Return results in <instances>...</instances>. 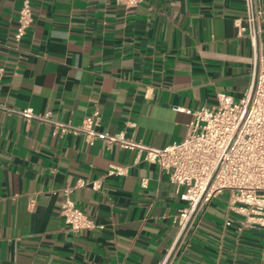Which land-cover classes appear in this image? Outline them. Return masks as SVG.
I'll return each instance as SVG.
<instances>
[{
    "label": "crops",
    "instance_id": "0c3cea01",
    "mask_svg": "<svg viewBox=\"0 0 264 264\" xmlns=\"http://www.w3.org/2000/svg\"><path fill=\"white\" fill-rule=\"evenodd\" d=\"M21 1L0 0V264H160L186 203L179 191L156 163L54 121L82 126L98 108L97 131L156 147L181 140L194 110L219 91L238 99L247 86L251 44L235 24L243 1L126 9L30 0L33 22L15 43ZM259 43L264 53V32ZM25 108L47 120L26 119ZM111 165L123 173L107 174ZM78 179L87 183L71 198L93 226L75 231L60 204ZM225 202L226 193L210 200L166 264H264V227H242Z\"/></svg>",
    "mask_w": 264,
    "mask_h": 264
},
{
    "label": "built area",
    "instance_id": "2783aa9c",
    "mask_svg": "<svg viewBox=\"0 0 264 264\" xmlns=\"http://www.w3.org/2000/svg\"><path fill=\"white\" fill-rule=\"evenodd\" d=\"M142 1L115 0L126 9ZM242 1L244 14L235 18V24L236 33L246 35L251 44L247 86L238 99L219 91L214 104L194 110L181 140L156 147L128 138L124 131L112 134L97 131L93 125L100 116L98 108L93 109L82 126L54 121L55 127L62 131L82 132L88 143L95 139L107 145L116 143L132 150L134 161L156 163L179 191V198L186 203L173 217L175 237L160 264L168 262L187 239L196 217L221 193H226L225 210L239 215L242 227H264V53L259 43V35L264 32L261 22L264 8L261 0ZM33 19L30 0H22L13 32L15 43L26 35ZM18 112L26 119L47 120L46 115L34 113L30 108ZM123 170L111 165L107 174L123 173ZM86 183L78 179L63 188L60 215L75 231L93 226L91 217L71 198L72 190ZM144 183L143 179L142 185ZM89 184L95 190L101 187L99 179Z\"/></svg>",
    "mask_w": 264,
    "mask_h": 264
}]
</instances>
